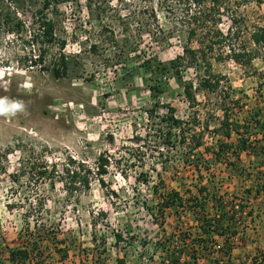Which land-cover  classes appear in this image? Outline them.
<instances>
[{
  "label": "rangeland",
  "instance_id": "obj_1",
  "mask_svg": "<svg viewBox=\"0 0 264 264\" xmlns=\"http://www.w3.org/2000/svg\"><path fill=\"white\" fill-rule=\"evenodd\" d=\"M218 4L221 14L216 27L223 33L239 26L241 37L249 39L255 25L264 26V0ZM40 6V0H0V19L5 12L12 18L0 24V97L24 104L23 111L0 116V264H13L9 249L26 243L25 215L30 217L31 230L36 221L38 229L46 228L56 236L41 244L47 264H93L97 255L105 264H162L160 249L165 239L167 245L178 248V234L195 223L189 209L192 196L198 195L195 183L206 187L199 195H215L225 206L233 200L235 209H242L243 216L235 226L238 231L246 227L248 219L257 224L249 214L264 212V191H255L264 183V127L260 124L264 123V60L258 57L251 66H243L226 55L227 40L222 45L208 36L213 47L205 53L204 61L210 64L209 75L220 82L214 91L199 87L193 106L186 102L171 74L161 76L165 82L162 105L175 107L176 114L186 120L192 118L195 122L190 127L202 131L199 182L196 170L180 159L179 147L169 150L170 157L163 161L155 153L143 163L134 142L136 133L147 127L145 111L151 104L145 81L149 74L139 67L140 62L145 57L168 61L182 55L184 45L199 46L197 38L202 31L188 39L182 3H53L45 11L54 21L55 40L42 42V54L37 57V44L30 37L36 30L31 15ZM36 39L40 43L42 37ZM123 43L131 44L130 52L122 50ZM62 56L67 71L56 78L52 67ZM38 58L41 60L32 64ZM179 69L182 79L194 86L203 74L209 76L203 68L187 66L186 59L180 60ZM224 110L230 120H246L250 125L246 133L250 146L240 152L239 159L230 154L227 159L211 156L212 148L224 140L216 130ZM100 155L109 158L104 184L94 176L87 190L71 195L62 183L51 185L49 180L28 173L30 166L41 161L60 168L66 156L95 167ZM229 161L236 167L229 166ZM145 174L149 175L146 184L140 182ZM156 185L158 191H179L185 207L177 212L165 209L161 214L160 198L153 191ZM208 209L215 211L211 199ZM250 229L246 245L235 249L230 264H252L254 257L264 264V226H259L261 231L256 225ZM115 232L121 233L118 246ZM216 257H220L218 253L202 256L193 264H227ZM215 258L219 260L216 263Z\"/></svg>",
  "mask_w": 264,
  "mask_h": 264
},
{
  "label": "trees",
  "instance_id": "obj_2",
  "mask_svg": "<svg viewBox=\"0 0 264 264\" xmlns=\"http://www.w3.org/2000/svg\"><path fill=\"white\" fill-rule=\"evenodd\" d=\"M71 0H40L41 6L36 8L32 13V18L36 24V30L30 34L32 43L37 44L40 57L42 54V44L52 43L55 40L54 35V21L46 13L53 3H66ZM173 3H182L184 14L187 17L188 23V39L198 37V32L202 31L200 38H197L199 46L195 49L188 45L182 47V55H178L168 61H162L155 57H145L139 67L145 73H148V77L145 78L148 94L151 99V104L146 108V115L149 120L146 129L142 133H136L134 136V142L136 143L137 151L139 152L140 160L145 163L149 155L157 153L161 160L170 157L169 150L179 147L180 159L182 162L194 170H196V178L200 182L202 178L201 173V161L202 156L199 148L203 145L202 131H195L189 124H194L195 121L190 118L186 120L184 117L176 114V109L173 106L162 105L160 95L164 92L165 82L161 76L171 74L176 82L180 84L182 88V95L186 102L193 106L196 100V91L200 88H206L209 91H214L219 86V79L209 75L210 67L209 62L205 58L207 50L211 49V38H216L214 42L226 44V55L233 61L240 63L243 66H251L255 58H262L264 60V26L255 25L250 32L249 39L241 37V29L239 26L232 29H228V32L223 33L221 29L216 27L217 19L220 16L221 6L218 3H227V0H171ZM249 2L250 0H243ZM258 1L259 0H255ZM16 3L19 1H15ZM24 3H35V0H24ZM171 3V2H170ZM153 17L156 16L153 14ZM12 19L8 12L1 15L0 24H7ZM20 26L17 24L16 31ZM209 36V37H208ZM42 37L40 43L36 38ZM112 40H114L112 38ZM228 43H224L227 42ZM115 41V40H114ZM43 42V43H42ZM63 43L60 44V48H63ZM224 43V44H223ZM34 46V44H33ZM131 44L123 43L121 48L127 53L130 52ZM199 53V54H198ZM35 57V58H37ZM181 59H186L187 66L194 68H203V72L208 74V77H201L198 80V85L194 86L192 81H184L182 79V72L179 69V62ZM36 60H32V64H36ZM67 60L62 56L59 58L55 67H52V73L56 78H59L66 74ZM200 90V89H199ZM224 117L218 127L217 132L221 131V135L224 140L221 141V145L216 149L212 148L211 156L213 158H220L221 155L226 156L230 154L234 158H240V152L247 151L249 148V136L246 133L249 131V122L244 120L242 123L232 121L228 117V113L224 110ZM195 120V116H193ZM191 120V121H190ZM258 123V121H256ZM198 124V123H197ZM264 127V123H260ZM207 125V124H206ZM205 125V126H206ZM233 133L236 137H233ZM188 140V141H187ZM178 144V146H177ZM144 146L145 151L142 149ZM146 152V153H145ZM264 155V149L261 150ZM148 154V155H147ZM109 158L104 155H100L97 158L96 166L92 167L88 165L84 160H79L73 156H66L64 162L60 168L55 163L48 164L45 161H41L37 165L29 167L28 173L36 174V177H40L42 180H49L52 185L56 181L62 183L66 192L70 195L74 192H81L87 190L90 187L91 180L96 176L100 184H104V175L108 172ZM234 161H229V166H235ZM208 165L205 166V170H208ZM145 177L140 182L145 184L148 182L149 175L145 174ZM138 181L139 177L136 178ZM195 183L193 186L196 188L198 195H193L191 198V204L189 209L194 214V225L188 226L184 233H179V247L174 245H167L164 243L161 251V263L162 264H193L197 262L199 257L207 256L210 254L218 255L225 260L227 264L231 262V255L235 246L233 240L234 236L238 233L236 226L237 220L243 216L241 214L242 209H235V203L228 201L225 204L222 198H215L210 196L208 198L203 194L206 187H201ZM155 194H158L159 205L158 210L161 214L165 209L174 208V211H178V208L183 209L185 207L183 198L179 191L170 190L168 192L158 191L157 185L153 187ZM256 193L264 191V183L260 187L255 188ZM212 200V208L215 211L212 213L208 209V201ZM217 203V204H216ZM243 207V205H242ZM238 214V218L236 217ZM30 217L25 215V229L27 233V241L22 246L9 249V259L13 264H47L45 261L43 248L41 244L44 240L48 241L56 239L55 235L49 233L48 229H38L36 221L33 224V230L30 229ZM114 239L116 246H118L121 240V233L115 232ZM174 244H177L174 243ZM62 250V249H58ZM101 250H105L104 247ZM61 252V251H60ZM103 252V251H102ZM261 259L264 260V255H261ZM220 257H216L220 259ZM61 260L65 258V250L60 255ZM98 260L93 264H105L104 260H100V255H97ZM213 259V262L219 260ZM252 264H261L256 262V257L251 261Z\"/></svg>",
  "mask_w": 264,
  "mask_h": 264
},
{
  "label": "crops",
  "instance_id": "obj_3",
  "mask_svg": "<svg viewBox=\"0 0 264 264\" xmlns=\"http://www.w3.org/2000/svg\"><path fill=\"white\" fill-rule=\"evenodd\" d=\"M262 197V196H261ZM264 197V195H263ZM255 219V221L257 222V224L255 222H249L250 219H248V221L246 223H248L246 225V227L242 230V231H238V233L234 236L233 240L235 242V246L233 249V253L230 257L231 261L233 260V254L235 252V249L237 250L239 248V250L242 248L241 246L246 245V238L248 236V232H252L253 230L250 229L251 226H255L256 225V230H259V226L263 225L264 226V212L263 211H255L251 214H249V218ZM255 230V229H254ZM262 229H260L259 231H261ZM241 247V248H240ZM239 255H236V257H238Z\"/></svg>",
  "mask_w": 264,
  "mask_h": 264
},
{
  "label": "clouds",
  "instance_id": "obj_4",
  "mask_svg": "<svg viewBox=\"0 0 264 264\" xmlns=\"http://www.w3.org/2000/svg\"><path fill=\"white\" fill-rule=\"evenodd\" d=\"M3 70L0 69V76ZM24 110V104L20 101L9 100L8 97H0V116L15 115L19 111Z\"/></svg>",
  "mask_w": 264,
  "mask_h": 264
},
{
  "label": "built area",
  "instance_id": "obj_5",
  "mask_svg": "<svg viewBox=\"0 0 264 264\" xmlns=\"http://www.w3.org/2000/svg\"><path fill=\"white\" fill-rule=\"evenodd\" d=\"M236 217H238V214H237V216Z\"/></svg>",
  "mask_w": 264,
  "mask_h": 264
}]
</instances>
